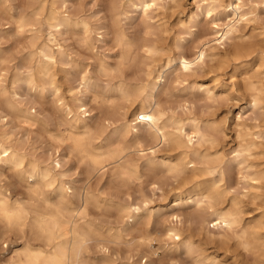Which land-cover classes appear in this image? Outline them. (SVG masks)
Wrapping results in <instances>:
<instances>
[{
  "label": "clouds",
  "instance_id": "obj_1",
  "mask_svg": "<svg viewBox=\"0 0 264 264\" xmlns=\"http://www.w3.org/2000/svg\"><path fill=\"white\" fill-rule=\"evenodd\" d=\"M0 264H264V0H0Z\"/></svg>",
  "mask_w": 264,
  "mask_h": 264
}]
</instances>
